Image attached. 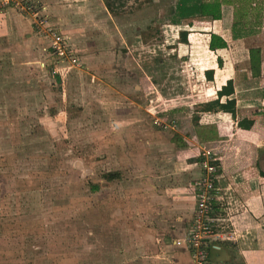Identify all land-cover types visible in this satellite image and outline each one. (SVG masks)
Masks as SVG:
<instances>
[{
  "label": "rangeland",
  "instance_id": "374dc122",
  "mask_svg": "<svg viewBox=\"0 0 264 264\" xmlns=\"http://www.w3.org/2000/svg\"><path fill=\"white\" fill-rule=\"evenodd\" d=\"M173 1L31 0L42 30L64 39V59L29 13L0 8L25 22L0 32V264H174L164 247L144 254L134 227L109 224L106 175L116 108H148L140 115L156 125L200 101L190 95L212 57L206 24H170ZM233 7L223 4L229 26ZM251 22L259 34L244 41L264 48L262 24Z\"/></svg>",
  "mask_w": 264,
  "mask_h": 264
},
{
  "label": "crops",
  "instance_id": "0c3cea01",
  "mask_svg": "<svg viewBox=\"0 0 264 264\" xmlns=\"http://www.w3.org/2000/svg\"><path fill=\"white\" fill-rule=\"evenodd\" d=\"M15 19L19 30L25 27L17 15L1 11L0 32ZM227 19L223 6L220 20L191 19L206 24L201 30L212 56L199 71L201 89L190 95L199 102L182 111L171 108V120L160 115L162 122L156 125L146 124L140 115L146 111L150 116L148 108L113 111L106 170L109 224H119L124 231L134 227L130 231L144 254L150 249L161 256L164 247L174 264H194L181 244L194 221L193 186L201 176L202 156L218 166L212 216L218 219L215 231L224 236L209 243L206 264H264V48L246 45L245 38L234 40ZM261 24L263 30L264 6ZM211 34L221 37L226 48L211 51ZM256 49L259 69L252 74L249 52ZM227 83L229 93L222 91ZM217 101H233L234 106L222 109ZM130 113H138V118L131 119ZM90 188L99 191L97 185Z\"/></svg>",
  "mask_w": 264,
  "mask_h": 264
},
{
  "label": "built area",
  "instance_id": "2783aa9c",
  "mask_svg": "<svg viewBox=\"0 0 264 264\" xmlns=\"http://www.w3.org/2000/svg\"><path fill=\"white\" fill-rule=\"evenodd\" d=\"M9 7L23 14L29 13L35 19V26L39 34L50 40V48L54 57L64 59L67 55L64 39L54 33L42 30L44 18L38 16L31 0H0V8ZM199 161L201 176L194 184L195 214L194 221L188 230L186 243L194 264H204L207 259V248L211 241L224 238L215 230L218 219L212 216L214 211L213 200L217 190L218 166L213 158L202 156Z\"/></svg>",
  "mask_w": 264,
  "mask_h": 264
},
{
  "label": "trees",
  "instance_id": "16d2710c",
  "mask_svg": "<svg viewBox=\"0 0 264 264\" xmlns=\"http://www.w3.org/2000/svg\"><path fill=\"white\" fill-rule=\"evenodd\" d=\"M227 4L234 6L235 21L232 24V38L234 40L246 38L255 35L257 30L251 27V18L256 17L257 25L261 24L262 11L264 0H174L169 8L167 15L168 22L172 25H180L181 21L195 19V18H208L210 20H220L222 17V6ZM251 25V26H250ZM250 30L254 34H250ZM179 40L181 43H186V32L179 33ZM226 42L215 34L210 35L208 48L211 51L216 49L226 48ZM259 50H250V69L252 74H255L259 69ZM212 74V72H210ZM228 87L231 88V83H227L226 87L222 89L227 92ZM222 91L218 92V96ZM231 91V90H230ZM218 101L216 102V105ZM222 109H230L234 106L233 101H227L225 104L218 105ZM202 159V158H201ZM200 159V160H201ZM199 160V161H200Z\"/></svg>",
  "mask_w": 264,
  "mask_h": 264
}]
</instances>
